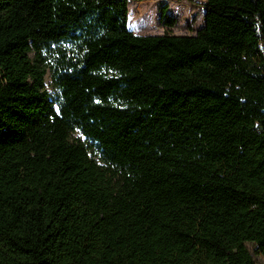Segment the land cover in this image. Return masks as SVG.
I'll return each mask as SVG.
<instances>
[{
    "label": "trees",
    "instance_id": "trees-1",
    "mask_svg": "<svg viewBox=\"0 0 264 264\" xmlns=\"http://www.w3.org/2000/svg\"><path fill=\"white\" fill-rule=\"evenodd\" d=\"M204 7L140 35L128 0H0V264L264 257V0Z\"/></svg>",
    "mask_w": 264,
    "mask_h": 264
},
{
    "label": "rangeland",
    "instance_id": "rangeland-1",
    "mask_svg": "<svg viewBox=\"0 0 264 264\" xmlns=\"http://www.w3.org/2000/svg\"><path fill=\"white\" fill-rule=\"evenodd\" d=\"M205 0H128V29L134 34H162L165 32L176 35H194L204 25ZM166 6L165 16L174 18L172 26L159 20L160 9ZM44 88L49 93V99L56 95L52 85L50 72L44 76ZM79 137L74 132L72 138ZM256 264H264V257L255 245L245 243Z\"/></svg>",
    "mask_w": 264,
    "mask_h": 264
}]
</instances>
